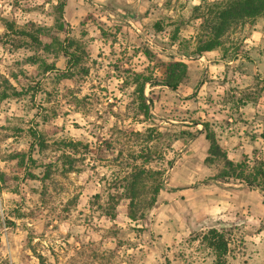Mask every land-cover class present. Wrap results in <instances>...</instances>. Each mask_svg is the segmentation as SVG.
<instances>
[{
  "label": "rangeland",
  "instance_id": "obj_1",
  "mask_svg": "<svg viewBox=\"0 0 264 264\" xmlns=\"http://www.w3.org/2000/svg\"><path fill=\"white\" fill-rule=\"evenodd\" d=\"M229 2L0 0V264H217L210 229L222 264H264L261 193L218 177L202 126L234 165L264 159V13L196 52ZM39 27L78 62L21 35ZM171 62L187 67L178 88L150 85Z\"/></svg>",
  "mask_w": 264,
  "mask_h": 264
},
{
  "label": "trees",
  "instance_id": "obj_2",
  "mask_svg": "<svg viewBox=\"0 0 264 264\" xmlns=\"http://www.w3.org/2000/svg\"><path fill=\"white\" fill-rule=\"evenodd\" d=\"M264 13V0H231L228 6L220 11L217 15V22L212 25V33L211 36L205 40L200 41L199 45L196 47L197 54H202L205 52H210L215 50L220 46L219 38L224 34V32L230 27V25L237 23L238 21L244 18H255ZM58 31H62V24L56 25ZM9 28H12L11 25H8ZM49 30L45 28H38L34 31V33H29L25 31H21V35L26 36L30 39L31 42L36 44L37 46H42L46 51L57 50L58 52H62V54L68 58V63L76 64L79 60V57L75 53H69L68 48L72 46V41L69 40H60L54 34H49ZM38 35H36V34ZM39 35L48 36L50 39V43H42L39 39ZM31 63H40V66L43 67V71L53 70V65L45 63V61H37L35 58H31ZM187 72V67L184 63L181 62H171L168 63L164 72L163 79H156L151 81L150 85H160L165 86L166 88L175 91L178 86L181 84L182 80L185 78ZM136 81H140L139 85V94L141 107L144 109H148V105L146 104V98L143 94V87L146 82L149 81L148 78H144L140 75H135ZM7 93L4 91L1 95V99L6 98ZM13 95H19L13 91ZM204 137L208 141V161L213 160L216 157H219L224 164L226 165V169L218 174L220 178L232 177L240 182L247 184L249 187L253 189H257L262 196V204L264 206V159L260 161H254L252 165L248 166L247 164H237L234 165L233 162L227 159V157L220 151L218 144L215 141V136L212 131L209 130L207 124H203ZM264 140V135H260ZM23 157V155H20ZM22 160V159H21ZM2 179L0 175V180ZM144 186L143 176H141V171L136 173L133 176V179L126 186V193L128 194L129 202V217L131 219H135L136 212L138 207L143 203L140 200L142 192L140 191L139 185ZM161 187L159 185H155L150 191V198L148 199L147 206H151L157 194L159 193ZM202 240L207 245V247L211 248L216 256L217 264H222V259L227 252V243L224 239V236L221 232L210 229L206 234L203 235Z\"/></svg>",
  "mask_w": 264,
  "mask_h": 264
}]
</instances>
